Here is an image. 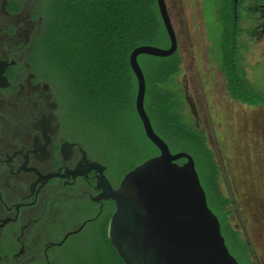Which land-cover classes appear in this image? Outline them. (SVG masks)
Instances as JSON below:
<instances>
[{
	"label": "trees",
	"instance_id": "16d2710c",
	"mask_svg": "<svg viewBox=\"0 0 264 264\" xmlns=\"http://www.w3.org/2000/svg\"><path fill=\"white\" fill-rule=\"evenodd\" d=\"M248 1L220 0L223 51L218 62L230 98L259 107L264 106V95L252 87L241 65L239 48L244 35L251 34V29L242 27L244 14L253 16ZM37 2L43 26L35 62L56 88L73 131L91 146L97 138L109 145L96 143V152L109 164L110 178L117 187L126 173L159 153L146 136L136 110L137 78L130 65V55L139 46H170L157 0ZM138 62L146 81L144 107L155 133L171 152L192 156L208 206L219 218L230 253L239 264H256L253 242L233 221V200L222 188V172L206 132L187 119L182 100L168 90L182 71V55L179 51L166 57L142 54ZM114 210L111 201L103 225L84 248L94 239L106 246L100 264H125L107 235Z\"/></svg>",
	"mask_w": 264,
	"mask_h": 264
},
{
	"label": "flooded vegetation",
	"instance_id": "af4514ba",
	"mask_svg": "<svg viewBox=\"0 0 264 264\" xmlns=\"http://www.w3.org/2000/svg\"><path fill=\"white\" fill-rule=\"evenodd\" d=\"M37 3L0 0V264H72L109 213L102 187L116 188L109 164L67 123L35 62L43 26ZM246 5L253 8L251 18L245 13L248 37L256 36L264 31V0ZM188 88L186 81L198 124Z\"/></svg>",
	"mask_w": 264,
	"mask_h": 264
},
{
	"label": "rangeland",
	"instance_id": "374dc122",
	"mask_svg": "<svg viewBox=\"0 0 264 264\" xmlns=\"http://www.w3.org/2000/svg\"><path fill=\"white\" fill-rule=\"evenodd\" d=\"M183 58L182 72L169 87L182 100L187 119L207 134L222 176V188L233 200L235 225L253 242L256 264H264V106L252 107L232 100L218 59L223 26L220 0H166ZM250 20L244 14L242 27ZM239 41L242 67L254 90L264 95V31ZM229 47L228 43H225ZM195 104L199 123L191 106ZM96 143L109 146L104 139ZM92 145L96 155L97 144ZM246 226V227H245ZM97 239L86 250L77 249L72 264H100L106 255Z\"/></svg>",
	"mask_w": 264,
	"mask_h": 264
},
{
	"label": "water",
	"instance_id": "95a60500",
	"mask_svg": "<svg viewBox=\"0 0 264 264\" xmlns=\"http://www.w3.org/2000/svg\"><path fill=\"white\" fill-rule=\"evenodd\" d=\"M157 3L170 46H139L130 55V65L137 78L136 110L159 153L126 173L116 188L110 182L102 187L100 196L115 205L108 239L125 264H239L208 206L194 159L185 152H171L144 107L146 81L138 56L166 57L178 50L166 2ZM180 159L185 161L178 163Z\"/></svg>",
	"mask_w": 264,
	"mask_h": 264
}]
</instances>
